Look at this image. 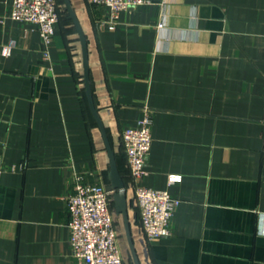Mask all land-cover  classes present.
Listing matches in <instances>:
<instances>
[{"label": "crops", "instance_id": "obj_1", "mask_svg": "<svg viewBox=\"0 0 264 264\" xmlns=\"http://www.w3.org/2000/svg\"><path fill=\"white\" fill-rule=\"evenodd\" d=\"M58 2L46 54L37 26L12 20V0H0V264H75L66 202L78 183L113 197L106 141L138 264H264V0H151L114 30L101 26L107 8L71 0L103 129L79 34ZM145 107L153 142L141 183L181 200L171 235L153 241L123 145ZM171 175L182 179L170 185ZM115 221L124 264H137Z\"/></svg>", "mask_w": 264, "mask_h": 264}, {"label": "built area", "instance_id": "obj_2", "mask_svg": "<svg viewBox=\"0 0 264 264\" xmlns=\"http://www.w3.org/2000/svg\"><path fill=\"white\" fill-rule=\"evenodd\" d=\"M90 4L105 7L110 12L101 26L114 30L119 25L122 12L150 5L151 0H88ZM61 6L58 0H12L10 17L14 21L37 26L44 52L54 40L56 25L60 20ZM164 22L158 24L163 28ZM16 42L3 47V54L10 56ZM153 116L148 107L137 125L123 132V145L135 190V203L139 209L140 226L145 237L151 241L171 235L172 221L181 200L168 190H157L142 185L147 174L148 158L152 148ZM4 171L0 156V175ZM180 175H171L169 183L180 182ZM111 192L103 185L78 183L74 194L67 199L70 215V242L75 264H124Z\"/></svg>", "mask_w": 264, "mask_h": 264}, {"label": "water", "instance_id": "obj_3", "mask_svg": "<svg viewBox=\"0 0 264 264\" xmlns=\"http://www.w3.org/2000/svg\"><path fill=\"white\" fill-rule=\"evenodd\" d=\"M63 2L65 5V9L68 12L69 18L73 21V24L77 30V33L79 34V38H80L82 49H83L85 82H86L87 92H88L89 99L91 102L92 110L101 128L103 129V125L100 121V118L97 112L94 109L93 102H92L91 83H90V76H89V55H88L87 38L83 30V27L79 21V18L72 7L71 0H63ZM106 145H107V149L109 151V155L111 158V178H112V184H113V189H114L112 202L114 206V211L117 216L122 217L125 234H126V238L129 244L130 251L132 255L134 256L135 261H137V257L135 254V246H134L132 234H131L128 200H127V194L125 191L126 184H125L123 177L121 176V173L116 163L115 154L112 151V148L108 141H106ZM137 264H138V261H137Z\"/></svg>", "mask_w": 264, "mask_h": 264}, {"label": "trees", "instance_id": "obj_4", "mask_svg": "<svg viewBox=\"0 0 264 264\" xmlns=\"http://www.w3.org/2000/svg\"><path fill=\"white\" fill-rule=\"evenodd\" d=\"M59 1H61V0H59ZM63 14H64V13H61V12H60V19H62ZM59 21H60V20H59ZM112 206H113V203H112ZM113 209H114V206H113Z\"/></svg>", "mask_w": 264, "mask_h": 264}]
</instances>
